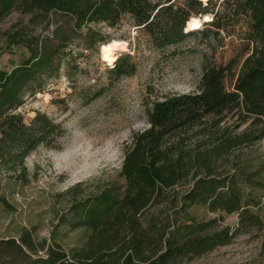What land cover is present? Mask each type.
<instances>
[{
	"label": "trees",
	"instance_id": "1",
	"mask_svg": "<svg viewBox=\"0 0 264 264\" xmlns=\"http://www.w3.org/2000/svg\"><path fill=\"white\" fill-rule=\"evenodd\" d=\"M13 11L21 18L0 30V42L10 52L22 47L27 55L11 69H0V172L21 182L28 178L25 158L40 147L60 149L68 130L46 113L36 111L26 121L17 110L79 57L67 50L71 45L93 50L109 42L92 24L114 27L128 16L159 50L191 37L216 44L203 56L197 91L145 103L149 126L131 137L119 174L123 182H108L72 201L49 239L28 227L0 238V264H183L264 228V164L197 174L219 150L188 151L167 141L209 115H233L257 129L227 139L226 148L264 137V0H0V23ZM206 15L211 19L201 27L187 29L191 18ZM226 38L232 55L217 59ZM135 72L129 54L108 69L113 80ZM184 181L166 221L146 216ZM194 206L236 214L237 222L219 226L215 218L198 219L190 212ZM64 225L86 231L81 244L65 248L57 240Z\"/></svg>",
	"mask_w": 264,
	"mask_h": 264
},
{
	"label": "rangeland",
	"instance_id": "2",
	"mask_svg": "<svg viewBox=\"0 0 264 264\" xmlns=\"http://www.w3.org/2000/svg\"><path fill=\"white\" fill-rule=\"evenodd\" d=\"M20 18V13L13 11L0 23V30ZM92 26L108 41L125 42L126 50L119 52L118 57L129 54L136 72L113 80L108 74L112 66L103 61L100 45L84 50L73 44L67 50L74 56L80 54L79 57H72L70 65H63L59 76L49 80L42 92L26 97L24 105L17 110L26 121L40 111L61 122L68 135L60 149L40 147L35 151L32 170L26 165V182L0 172V238L17 236L22 227H28L38 238L49 239L52 225L72 201L108 182L122 183L119 174L131 137L149 126L145 103L167 95L197 91L203 56L210 54L216 44L211 42L210 47L200 37H191L177 46L159 50L128 16L114 27L105 23ZM229 39L226 38L224 47L216 50L217 59L223 56L226 60L232 55ZM26 55L24 48L17 47L10 52L0 42V69H11ZM227 84H230L229 78ZM98 92L101 95L92 99ZM251 129L256 134L257 129L250 128L248 123L241 124L236 116L209 115L175 132L167 141L188 151L219 150L210 157L208 167H197V174L221 173L234 168L251 170L264 164V137L223 146L227 139L240 137ZM109 161L116 167L108 164ZM65 173H70L71 178ZM186 186L184 181L173 191L169 190L166 199L147 210L146 216L166 221L176 206L178 194ZM190 212L198 219L215 218L219 226L237 222L236 214L211 211L203 206H194ZM85 235L84 230L64 225L57 240L68 248L81 244ZM183 264H264V228L241 234L229 244Z\"/></svg>",
	"mask_w": 264,
	"mask_h": 264
},
{
	"label": "bare ground",
	"instance_id": "3",
	"mask_svg": "<svg viewBox=\"0 0 264 264\" xmlns=\"http://www.w3.org/2000/svg\"><path fill=\"white\" fill-rule=\"evenodd\" d=\"M210 15L204 16V18L193 17L188 22L187 29H194L202 26L203 20H210ZM101 55L103 61H107L109 64H113L118 58V53L126 50V44L122 41L112 40L104 43L100 46Z\"/></svg>",
	"mask_w": 264,
	"mask_h": 264
},
{
	"label": "clouds",
	"instance_id": "4",
	"mask_svg": "<svg viewBox=\"0 0 264 264\" xmlns=\"http://www.w3.org/2000/svg\"><path fill=\"white\" fill-rule=\"evenodd\" d=\"M34 157H35V151L33 153H30V155L25 158V164L27 166H29L30 170H32V167H33V158ZM107 163L108 164H112L113 167H116V165L113 162H111V161H109ZM65 174H67L69 176V178H71V174L70 173H65ZM77 182H79V181H77Z\"/></svg>",
	"mask_w": 264,
	"mask_h": 264
},
{
	"label": "built area",
	"instance_id": "5",
	"mask_svg": "<svg viewBox=\"0 0 264 264\" xmlns=\"http://www.w3.org/2000/svg\"><path fill=\"white\" fill-rule=\"evenodd\" d=\"M106 62V64H108V66H112V64H109L107 61H105Z\"/></svg>",
	"mask_w": 264,
	"mask_h": 264
},
{
	"label": "water",
	"instance_id": "6",
	"mask_svg": "<svg viewBox=\"0 0 264 264\" xmlns=\"http://www.w3.org/2000/svg\"><path fill=\"white\" fill-rule=\"evenodd\" d=\"M205 21H207V20H205ZM188 25V24H187Z\"/></svg>",
	"mask_w": 264,
	"mask_h": 264
}]
</instances>
